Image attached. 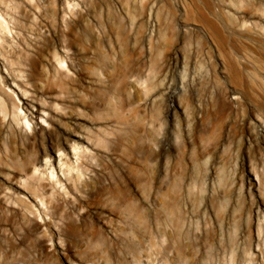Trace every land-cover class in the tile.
<instances>
[{
  "label": "rangeland",
  "instance_id": "374dc122",
  "mask_svg": "<svg viewBox=\"0 0 264 264\" xmlns=\"http://www.w3.org/2000/svg\"><path fill=\"white\" fill-rule=\"evenodd\" d=\"M0 19V264H264V0Z\"/></svg>",
  "mask_w": 264,
  "mask_h": 264
},
{
  "label": "bare ground",
  "instance_id": "6f19581e",
  "mask_svg": "<svg viewBox=\"0 0 264 264\" xmlns=\"http://www.w3.org/2000/svg\"><path fill=\"white\" fill-rule=\"evenodd\" d=\"M2 22L3 21H1V19H0V26L2 25ZM10 62H12V60ZM5 95H7V90H5V86L2 85V83L0 82V133H2L3 130H4V125L3 124H5V120H6L7 116H8L7 102H6V99L4 97Z\"/></svg>",
  "mask_w": 264,
  "mask_h": 264
}]
</instances>
